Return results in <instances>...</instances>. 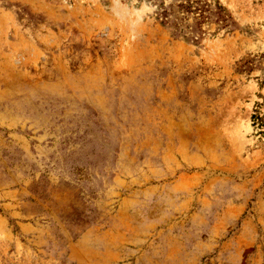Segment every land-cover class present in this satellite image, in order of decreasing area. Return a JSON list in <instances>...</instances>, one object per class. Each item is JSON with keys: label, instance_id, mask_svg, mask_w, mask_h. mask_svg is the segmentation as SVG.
I'll return each instance as SVG.
<instances>
[{"label": "rangeland", "instance_id": "1", "mask_svg": "<svg viewBox=\"0 0 264 264\" xmlns=\"http://www.w3.org/2000/svg\"><path fill=\"white\" fill-rule=\"evenodd\" d=\"M258 118L264 0H0V264H264Z\"/></svg>", "mask_w": 264, "mask_h": 264}, {"label": "trees", "instance_id": "2", "mask_svg": "<svg viewBox=\"0 0 264 264\" xmlns=\"http://www.w3.org/2000/svg\"><path fill=\"white\" fill-rule=\"evenodd\" d=\"M186 8V7H185ZM258 120H260L261 122H264V120L262 118H258Z\"/></svg>", "mask_w": 264, "mask_h": 264}]
</instances>
